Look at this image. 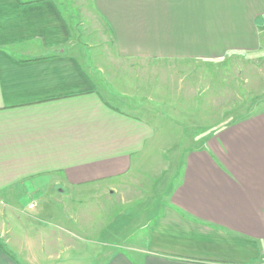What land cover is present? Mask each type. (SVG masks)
<instances>
[{"label": "crops", "instance_id": "0c3cea01", "mask_svg": "<svg viewBox=\"0 0 264 264\" xmlns=\"http://www.w3.org/2000/svg\"><path fill=\"white\" fill-rule=\"evenodd\" d=\"M80 1L122 60L264 51V0ZM74 25L57 0H0V204L14 220L0 211V264H60L69 243L109 238L87 239L91 226L64 210L48 224L21 219L23 203L6 202L19 183L34 197L25 210L50 192L101 186L112 196L156 138L135 89L116 80L106 91L113 78L85 69ZM178 162L162 203L136 226L144 233L135 246L95 252L85 264H264V110L199 139Z\"/></svg>", "mask_w": 264, "mask_h": 264}, {"label": "rangeland", "instance_id": "374dc122", "mask_svg": "<svg viewBox=\"0 0 264 264\" xmlns=\"http://www.w3.org/2000/svg\"><path fill=\"white\" fill-rule=\"evenodd\" d=\"M57 2L67 17L74 18V34L78 36L76 46H82L83 55H86L79 57L85 69L100 75L104 82L109 76L113 78L106 82V91L116 88V80L126 82L130 91L135 89L134 97L139 98L140 103H147L149 107L145 111L155 116L152 122L157 130L156 138L140 156L133 174L112 196L102 195L101 186L83 189L82 194L78 191L65 195L50 192L35 199L40 201H36L37 207L33 210H25L24 203L34 200L27 182L19 183L13 188L14 192L6 195V202L23 203L16 212L21 219L48 224L56 218L63 220L61 212L64 210L65 216L68 215L76 226L79 218L91 226L84 233L87 239L109 237L102 244L69 243L64 256L56 261L85 264L95 252L113 246H135L132 242L144 233V229L138 230L136 226L144 223L150 210L158 209L162 203L170 185L169 177L180 167L178 160L182 152L220 127L264 110V51L232 52L217 61H126L116 57L109 37L100 32L103 30L98 25L99 20L92 17L85 3H79L80 0ZM4 207L0 204L2 219L11 223L14 220ZM75 231L79 235V229ZM114 232L126 233L127 237H110ZM103 252L104 255L106 251Z\"/></svg>", "mask_w": 264, "mask_h": 264}, {"label": "built area", "instance_id": "2783aa9c", "mask_svg": "<svg viewBox=\"0 0 264 264\" xmlns=\"http://www.w3.org/2000/svg\"><path fill=\"white\" fill-rule=\"evenodd\" d=\"M261 261L264 263V255L261 257Z\"/></svg>", "mask_w": 264, "mask_h": 264}]
</instances>
